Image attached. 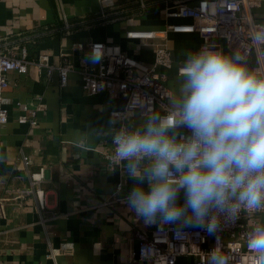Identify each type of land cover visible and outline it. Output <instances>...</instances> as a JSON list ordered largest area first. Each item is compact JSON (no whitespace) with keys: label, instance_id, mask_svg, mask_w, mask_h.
Returning a JSON list of instances; mask_svg holds the SVG:
<instances>
[{"label":"crops","instance_id":"crops-1","mask_svg":"<svg viewBox=\"0 0 264 264\" xmlns=\"http://www.w3.org/2000/svg\"><path fill=\"white\" fill-rule=\"evenodd\" d=\"M127 3L117 0L123 8L119 20L102 22L98 0H0V40L26 46L34 61L44 55L59 64L65 51L78 68L98 63L87 62L88 48L76 51L74 45L100 41L119 44L133 58L153 63L154 50L129 40L127 33L164 28V8L159 3L142 11ZM63 13L75 24L70 35L61 28ZM256 14L264 24V4ZM168 38L174 61L162 72L168 75L169 103L176 109L183 84L179 67L189 51L201 48L202 39L193 31H171ZM255 64L254 57L247 61L250 70ZM9 79V122L0 126V264H149L138 261L136 231L151 232L165 223L146 224L128 208L126 197L136 181L106 156L119 128L109 95L85 93L79 73H71L62 87L57 72L49 76L47 69L39 73L33 65L26 74L10 73ZM34 109L36 126L19 121L20 116L31 119ZM146 121L135 112L129 125L138 128ZM171 133L180 138L186 130L176 125ZM23 155L30 159V173L44 172L40 182L31 177ZM37 190L44 192L45 209ZM177 264H193V259L181 257Z\"/></svg>","mask_w":264,"mask_h":264},{"label":"clouds","instance_id":"clouds-1","mask_svg":"<svg viewBox=\"0 0 264 264\" xmlns=\"http://www.w3.org/2000/svg\"><path fill=\"white\" fill-rule=\"evenodd\" d=\"M252 40L264 44V33ZM86 60L100 63L102 47ZM176 109L174 123L186 130L180 138L157 115L112 133V160L136 181L128 208L146 224L199 227L209 235L222 217L235 223L241 213L264 212V73L250 70L239 51H189ZM246 239L256 264H264V221ZM225 260L217 248L207 254V264Z\"/></svg>","mask_w":264,"mask_h":264},{"label":"built area","instance_id":"built-area-1","mask_svg":"<svg viewBox=\"0 0 264 264\" xmlns=\"http://www.w3.org/2000/svg\"><path fill=\"white\" fill-rule=\"evenodd\" d=\"M98 21L109 22L120 18L123 11L117 0H98ZM161 4L164 8L166 24L160 30H131L127 38L137 41L139 45L154 50V62L146 63L130 56L119 44L109 42H90L87 45H74V50L88 55L95 45L102 47V60L98 65L83 64L80 68L69 61L70 54L61 53L62 62L51 63L48 56H40L37 61L29 59L26 46L8 40H0V126L9 122L10 99L6 93L11 85L9 74L16 72L26 74L33 65L39 69H47L48 75L58 73L62 87L67 86L69 75L79 73L83 82V90L90 96L106 93L115 103L111 116L119 122V127L129 125L130 116L139 112L149 119L157 115L167 120L170 129L176 125L177 109L170 106L173 91L168 84V75L162 69L172 68L174 57L169 47V32L193 31L202 39V46L233 53L239 51L247 61L254 57L256 64L252 71L264 73V44H255L252 37L256 33H264V24L258 21L256 11L264 4V0H128L127 6H138L142 11L150 5ZM61 16V15H60ZM173 19L192 21L191 24H174ZM62 31L71 34L75 26L65 13L60 17ZM201 46V47H202ZM184 65L179 67V75L183 76ZM133 96L137 102L132 103ZM126 100L125 105H121ZM25 111L27 105L22 106ZM32 118L20 116V122H30L36 126L37 109L31 111ZM111 153L106 155L112 162ZM22 162L29 171L30 159L22 156ZM30 173V171H29ZM35 182H40L44 172L30 173ZM121 185L119 186V190ZM41 209L46 208L44 192L37 190ZM264 221V212L241 213L240 218L231 223L223 217L218 230L209 235L207 231L196 227L180 228L174 224H162L151 232L137 230L138 261L149 264H177L179 258L193 259V264H207V254L217 248L225 256V264H256L255 254L248 248L246 234L251 226Z\"/></svg>","mask_w":264,"mask_h":264},{"label":"water","instance_id":"water-1","mask_svg":"<svg viewBox=\"0 0 264 264\" xmlns=\"http://www.w3.org/2000/svg\"><path fill=\"white\" fill-rule=\"evenodd\" d=\"M125 104H126V100H123L122 103H121V105L123 106Z\"/></svg>","mask_w":264,"mask_h":264}]
</instances>
